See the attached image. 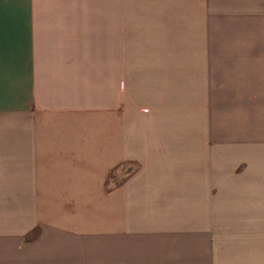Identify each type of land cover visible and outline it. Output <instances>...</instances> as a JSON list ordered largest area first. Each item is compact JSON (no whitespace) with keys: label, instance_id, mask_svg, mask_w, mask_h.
Returning <instances> with one entry per match:
<instances>
[{"label":"crops","instance_id":"obj_1","mask_svg":"<svg viewBox=\"0 0 264 264\" xmlns=\"http://www.w3.org/2000/svg\"><path fill=\"white\" fill-rule=\"evenodd\" d=\"M0 264H264V0H0Z\"/></svg>","mask_w":264,"mask_h":264}]
</instances>
